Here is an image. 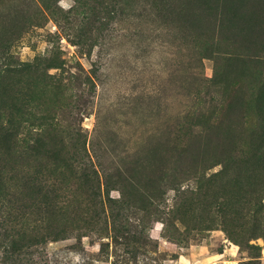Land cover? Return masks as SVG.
Instances as JSON below:
<instances>
[{"label":"rangeland","instance_id":"rangeland-1","mask_svg":"<svg viewBox=\"0 0 264 264\" xmlns=\"http://www.w3.org/2000/svg\"><path fill=\"white\" fill-rule=\"evenodd\" d=\"M264 0H0V264H264Z\"/></svg>","mask_w":264,"mask_h":264},{"label":"crops","instance_id":"crops-1","mask_svg":"<svg viewBox=\"0 0 264 264\" xmlns=\"http://www.w3.org/2000/svg\"><path fill=\"white\" fill-rule=\"evenodd\" d=\"M235 253L232 248L224 246L221 251H210L207 247H194L186 249V252L180 255L183 264H236L232 259Z\"/></svg>","mask_w":264,"mask_h":264},{"label":"built area","instance_id":"built-area-1","mask_svg":"<svg viewBox=\"0 0 264 264\" xmlns=\"http://www.w3.org/2000/svg\"><path fill=\"white\" fill-rule=\"evenodd\" d=\"M213 264H217V263H213ZM223 264V263H222Z\"/></svg>","mask_w":264,"mask_h":264},{"label":"trees","instance_id":"trees-1","mask_svg":"<svg viewBox=\"0 0 264 264\" xmlns=\"http://www.w3.org/2000/svg\"><path fill=\"white\" fill-rule=\"evenodd\" d=\"M263 148H264V146H263Z\"/></svg>","mask_w":264,"mask_h":264}]
</instances>
